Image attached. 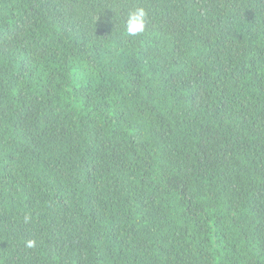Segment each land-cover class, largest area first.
I'll list each match as a JSON object with an SVG mask.
<instances>
[{
	"label": "trees",
	"instance_id": "1",
	"mask_svg": "<svg viewBox=\"0 0 264 264\" xmlns=\"http://www.w3.org/2000/svg\"><path fill=\"white\" fill-rule=\"evenodd\" d=\"M0 264H264V0H0Z\"/></svg>",
	"mask_w": 264,
	"mask_h": 264
},
{
	"label": "clouds",
	"instance_id": "2",
	"mask_svg": "<svg viewBox=\"0 0 264 264\" xmlns=\"http://www.w3.org/2000/svg\"><path fill=\"white\" fill-rule=\"evenodd\" d=\"M147 19V13L143 8H138L129 13L126 31L129 36H135L137 34L142 33L145 30V24ZM28 217H25V221L27 222ZM35 241L29 240L27 242V247H34Z\"/></svg>",
	"mask_w": 264,
	"mask_h": 264
}]
</instances>
